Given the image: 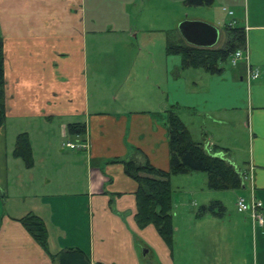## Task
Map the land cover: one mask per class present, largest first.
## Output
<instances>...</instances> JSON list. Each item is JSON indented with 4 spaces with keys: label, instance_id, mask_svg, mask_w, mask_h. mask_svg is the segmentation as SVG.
<instances>
[{
    "label": "crops",
    "instance_id": "0c3cea01",
    "mask_svg": "<svg viewBox=\"0 0 264 264\" xmlns=\"http://www.w3.org/2000/svg\"><path fill=\"white\" fill-rule=\"evenodd\" d=\"M237 1L0 0V264H59L69 250L90 264H264V225L247 212L228 228L224 214L197 216L223 199L179 211L171 178L172 247L152 225L140 228L137 184L123 166L169 171L166 117L174 111L194 142L240 166L238 196L264 210V2L238 1V16L227 12ZM186 7L194 14L180 15ZM183 22L214 27L211 49L224 46L225 27L242 28L244 58L218 74L183 68L167 52L173 42L191 46ZM74 124L80 135L69 132ZM20 134L30 166L13 155ZM26 215L43 221L46 251L19 222Z\"/></svg>",
    "mask_w": 264,
    "mask_h": 264
},
{
    "label": "trees",
    "instance_id": "16d2710c",
    "mask_svg": "<svg viewBox=\"0 0 264 264\" xmlns=\"http://www.w3.org/2000/svg\"><path fill=\"white\" fill-rule=\"evenodd\" d=\"M211 0H187L188 4H210ZM226 42L219 49L186 46L181 42L167 46V52L180 55L183 68L202 69L209 74H218L229 58L245 46V32L239 27H225ZM5 119L4 111V70L3 44L0 39V126ZM167 135L170 153L169 171L158 170L150 164L123 162L124 171L137 184L136 224L143 228L152 225L168 247L173 245V225L171 207L170 178L189 173H204L207 186L213 191L243 189V181L234 166L216 152L209 153L199 143L194 142L178 114L168 111ZM69 132L80 135L76 124L69 125ZM216 151V150H215ZM13 155L21 158L25 165H31V151L26 134L16 138ZM225 208L220 201H211L198 209L197 216L210 214L221 217ZM28 235L43 249H47V231L43 221L35 215L19 219ZM59 264H90L86 255L79 250H69L59 256Z\"/></svg>",
    "mask_w": 264,
    "mask_h": 264
},
{
    "label": "rangeland",
    "instance_id": "374dc122",
    "mask_svg": "<svg viewBox=\"0 0 264 264\" xmlns=\"http://www.w3.org/2000/svg\"><path fill=\"white\" fill-rule=\"evenodd\" d=\"M240 1V0H238ZM237 1V8L229 6L228 11H233L238 16L241 15V8L242 4H238ZM264 2V0H261ZM260 1V3H262ZM264 6V3H262ZM240 5V6H239ZM262 6V5H261ZM185 10H180V15H186L188 13L190 16L194 14L195 11H192L189 7H186ZM194 10V9H193ZM225 12V14H227ZM177 34V33H176ZM172 35H175V32H172ZM181 40V39H180ZM175 43V42H173ZM180 43V42H179ZM182 44H185L183 40H181ZM230 60V58H229ZM229 60L224 65H229ZM232 65V64H231ZM238 166H234L237 169ZM171 184L173 188H177L175 191V195L178 201H181V205H179L178 210L181 212L188 211L191 208V205L194 203L197 206H201L209 202L210 200H224L225 210L224 220H223V227L228 228L229 226L232 227L235 224H230V222L236 221L238 218V212L236 209V201L238 198H243L242 196H238L241 191L237 190H227V191H213L210 190L207 186V177L204 173H193L192 175L183 174V175H176L171 177ZM186 193V194H185ZM191 204V205H190ZM239 238H242V235H238ZM238 244H236L237 246Z\"/></svg>",
    "mask_w": 264,
    "mask_h": 264
},
{
    "label": "water",
    "instance_id": "95a60500",
    "mask_svg": "<svg viewBox=\"0 0 264 264\" xmlns=\"http://www.w3.org/2000/svg\"><path fill=\"white\" fill-rule=\"evenodd\" d=\"M178 29L182 38L193 47L212 48L218 39V31L201 22H183Z\"/></svg>",
    "mask_w": 264,
    "mask_h": 264
},
{
    "label": "built area",
    "instance_id": "2783aa9c",
    "mask_svg": "<svg viewBox=\"0 0 264 264\" xmlns=\"http://www.w3.org/2000/svg\"><path fill=\"white\" fill-rule=\"evenodd\" d=\"M244 58V53L241 50H237L231 57H230V64L234 65L237 61ZM248 78L253 80L256 79L259 75L258 70L251 69L250 66L247 68ZM66 146L70 149H86L87 145L84 143L74 145L69 142L66 143ZM236 208L238 212H247L251 215L253 220L259 225H264V210L262 204L254 199L245 200L243 198H239L236 201Z\"/></svg>",
    "mask_w": 264,
    "mask_h": 264
}]
</instances>
